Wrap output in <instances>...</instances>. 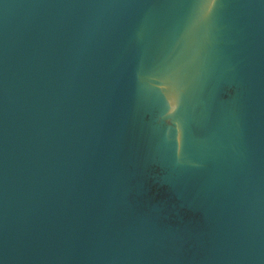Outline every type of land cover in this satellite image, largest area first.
I'll list each match as a JSON object with an SVG mask.
<instances>
[{"label": "water", "instance_id": "95a60500", "mask_svg": "<svg viewBox=\"0 0 264 264\" xmlns=\"http://www.w3.org/2000/svg\"><path fill=\"white\" fill-rule=\"evenodd\" d=\"M0 264H264V0H0Z\"/></svg>", "mask_w": 264, "mask_h": 264}, {"label": "snow or ice", "instance_id": "6c2138e0", "mask_svg": "<svg viewBox=\"0 0 264 264\" xmlns=\"http://www.w3.org/2000/svg\"><path fill=\"white\" fill-rule=\"evenodd\" d=\"M217 0H212V4L215 5Z\"/></svg>", "mask_w": 264, "mask_h": 264}]
</instances>
